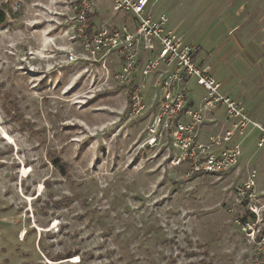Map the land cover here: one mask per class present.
Segmentation results:
<instances>
[{"label": "rangeland", "instance_id": "obj_1", "mask_svg": "<svg viewBox=\"0 0 264 264\" xmlns=\"http://www.w3.org/2000/svg\"><path fill=\"white\" fill-rule=\"evenodd\" d=\"M92 1L95 28L126 23L115 0ZM74 5L0 0V264H251L257 250L240 230L237 194L255 171L264 196L263 135L250 125L224 142L233 126L223 108L205 113L200 139L240 156L225 174L186 178L165 140L147 145L158 74L145 79L146 108L133 117L113 80L115 56L109 74L65 61L81 54ZM147 11L198 50L264 130V0H150ZM189 87L199 103L203 88Z\"/></svg>", "mask_w": 264, "mask_h": 264}, {"label": "built area", "instance_id": "obj_2", "mask_svg": "<svg viewBox=\"0 0 264 264\" xmlns=\"http://www.w3.org/2000/svg\"><path fill=\"white\" fill-rule=\"evenodd\" d=\"M150 0H115L114 9L128 16L129 22L115 27H94L89 22L92 14V0H75L73 36L78 42L81 54L75 51L65 53V61L76 63L83 60L88 67L100 65L107 74L106 64L115 56L118 69L113 80L127 88L130 114L138 117L146 108L143 93L144 81L158 74L153 86L155 114L147 126V145L151 148L162 140L178 153V161L186 164V178L194 174L222 175L234 168L240 156L238 146L221 149L219 138L211 137L206 143L199 137V129L205 113L223 108L232 123L231 132L223 136L229 142L231 133L253 126L263 135L264 130L252 122L243 106L228 96L221 83L197 60V49L186 44L179 36L167 30L164 16L152 17L147 11ZM108 78V76H107ZM204 90L199 103L190 95L189 83ZM255 171H252L238 190L240 203L246 209V216L239 222L240 230L247 241L256 246V255L251 264H264V196L258 198L255 190Z\"/></svg>", "mask_w": 264, "mask_h": 264}, {"label": "trees", "instance_id": "obj_3", "mask_svg": "<svg viewBox=\"0 0 264 264\" xmlns=\"http://www.w3.org/2000/svg\"><path fill=\"white\" fill-rule=\"evenodd\" d=\"M1 14L2 13L0 12V15ZM95 17H96L95 13L87 15V19L89 20V22H92ZM52 165L61 173V175L65 176L67 174V164L62 162L60 159H58V158L53 159L52 160ZM198 175L199 174H194L193 176H198Z\"/></svg>", "mask_w": 264, "mask_h": 264}, {"label": "crops", "instance_id": "obj_4", "mask_svg": "<svg viewBox=\"0 0 264 264\" xmlns=\"http://www.w3.org/2000/svg\"><path fill=\"white\" fill-rule=\"evenodd\" d=\"M125 20H126V22H129V18H128V16H127V17H125Z\"/></svg>", "mask_w": 264, "mask_h": 264}, {"label": "bare ground", "instance_id": "obj_5", "mask_svg": "<svg viewBox=\"0 0 264 264\" xmlns=\"http://www.w3.org/2000/svg\"><path fill=\"white\" fill-rule=\"evenodd\" d=\"M26 173V171L25 170H23V174H25ZM40 188H41V186H40Z\"/></svg>", "mask_w": 264, "mask_h": 264}]
</instances>
